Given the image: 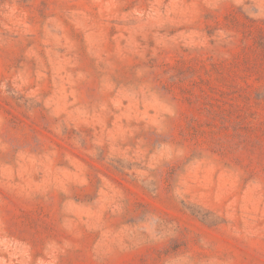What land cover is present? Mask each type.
Returning a JSON list of instances; mask_svg holds the SVG:
<instances>
[{"label":"rangeland","instance_id":"1","mask_svg":"<svg viewBox=\"0 0 264 264\" xmlns=\"http://www.w3.org/2000/svg\"><path fill=\"white\" fill-rule=\"evenodd\" d=\"M0 264H264V0H0Z\"/></svg>","mask_w":264,"mask_h":264}]
</instances>
